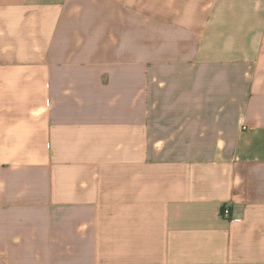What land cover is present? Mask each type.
<instances>
[{
    "label": "crops",
    "instance_id": "crops-1",
    "mask_svg": "<svg viewBox=\"0 0 264 264\" xmlns=\"http://www.w3.org/2000/svg\"><path fill=\"white\" fill-rule=\"evenodd\" d=\"M0 264H264V0H0Z\"/></svg>",
    "mask_w": 264,
    "mask_h": 264
},
{
    "label": "built area",
    "instance_id": "built-area-1",
    "mask_svg": "<svg viewBox=\"0 0 264 264\" xmlns=\"http://www.w3.org/2000/svg\"><path fill=\"white\" fill-rule=\"evenodd\" d=\"M221 215L227 219L231 218V208L229 205H226L225 207H223V210L221 212Z\"/></svg>",
    "mask_w": 264,
    "mask_h": 264
}]
</instances>
